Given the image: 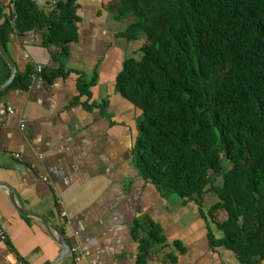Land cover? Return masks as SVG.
<instances>
[{
	"label": "crops",
	"instance_id": "1",
	"mask_svg": "<svg viewBox=\"0 0 264 264\" xmlns=\"http://www.w3.org/2000/svg\"><path fill=\"white\" fill-rule=\"evenodd\" d=\"M35 1L49 12L61 0ZM77 4L78 39L62 61L53 56L58 46H45V29L16 32L7 45L17 72L56 70L60 62L65 72L51 81L33 76L28 88L12 84L0 97V264H52L63 250L41 219L14 207L3 184L85 254L76 262L70 250L60 264H140L136 224L149 220L166 241L152 245L146 264H242L233 250L212 244L210 233L223 235L203 215L218 201L213 186L200 204L170 203L141 173L134 152L141 112L116 89L140 45L122 36L130 19H117L119 0ZM10 75L0 57V85ZM80 78L92 83L90 96L80 93Z\"/></svg>",
	"mask_w": 264,
	"mask_h": 264
},
{
	"label": "trees",
	"instance_id": "2",
	"mask_svg": "<svg viewBox=\"0 0 264 264\" xmlns=\"http://www.w3.org/2000/svg\"><path fill=\"white\" fill-rule=\"evenodd\" d=\"M77 9V0L49 12L35 0H0V38L7 48L16 32L45 29V46H58L53 56L62 61L78 39ZM125 18L122 36L142 43L139 56L125 59L116 89L141 112L134 149L141 173L162 195L199 204L213 186L218 201L203 214L223 235L210 233L212 244L233 250L242 264H261L264 0H119L117 19ZM63 72L62 62L40 72L29 65L13 85L28 88L33 76L51 81ZM91 85L80 78V93L90 96ZM136 227L144 230L136 238L146 264L166 236L151 220Z\"/></svg>",
	"mask_w": 264,
	"mask_h": 264
},
{
	"label": "water",
	"instance_id": "3",
	"mask_svg": "<svg viewBox=\"0 0 264 264\" xmlns=\"http://www.w3.org/2000/svg\"><path fill=\"white\" fill-rule=\"evenodd\" d=\"M0 53H1V57H3L5 59V61L9 64V67L11 69V75L9 77V79L3 83L2 85H0V94L2 92H4L5 90H7L15 81L16 77H17V67L14 64V62L12 61L11 57H9V53L8 50L6 48V46L4 45L3 41L0 38ZM3 184V183H1ZM5 185L8 190H9V197L11 202L13 203L14 207L22 214H29V215H34L36 217H38L39 219H41L44 224L46 225V227L48 228V230L52 233V235L54 236V238L60 243V245H62L63 250L61 255L55 259V261L52 264H60L62 261H64L63 259H65L70 250L71 247L66 243L65 241V237L62 234V232L57 231V229L55 228V226L48 220V218H46L45 216L41 215V214H37L34 213L32 211H28L25 208L21 207L20 204L18 203L15 193L13 192V189L9 186ZM55 232V233H54Z\"/></svg>",
	"mask_w": 264,
	"mask_h": 264
},
{
	"label": "rangeland",
	"instance_id": "4",
	"mask_svg": "<svg viewBox=\"0 0 264 264\" xmlns=\"http://www.w3.org/2000/svg\"><path fill=\"white\" fill-rule=\"evenodd\" d=\"M141 41V40H140ZM138 42L137 43V47H139V45L142 43V41L141 42ZM137 56H139V52H136L135 53ZM129 55H131V54H129ZM170 203L171 202H174L175 200H177L178 199V197H177V195L176 194H174V195H170ZM211 202H213V201H211ZM203 209H204V212H205V214L207 213V211H205V210H207V208H204L203 207ZM204 215V214H203ZM206 217H207V215H206ZM218 217H219V219L220 220H225L226 219V217H227V213H226V211H224V210H220L219 211V213H218ZM208 218V217H207ZM209 219V218H208ZM161 229H162V227H161ZM141 232H142V234L144 233V231L141 229Z\"/></svg>",
	"mask_w": 264,
	"mask_h": 264
},
{
	"label": "built area",
	"instance_id": "5",
	"mask_svg": "<svg viewBox=\"0 0 264 264\" xmlns=\"http://www.w3.org/2000/svg\"><path fill=\"white\" fill-rule=\"evenodd\" d=\"M41 70H42V67L39 65L38 71H41ZM11 111H13V110L11 109ZM71 251L73 254V258H74L73 260L76 262L80 261L85 256L84 252L82 251V249L78 245L72 247Z\"/></svg>",
	"mask_w": 264,
	"mask_h": 264
},
{
	"label": "bare ground",
	"instance_id": "6",
	"mask_svg": "<svg viewBox=\"0 0 264 264\" xmlns=\"http://www.w3.org/2000/svg\"><path fill=\"white\" fill-rule=\"evenodd\" d=\"M18 158V157H17Z\"/></svg>",
	"mask_w": 264,
	"mask_h": 264
}]
</instances>
